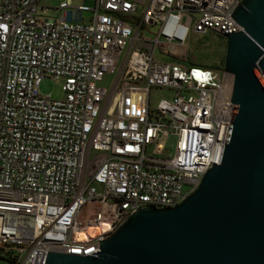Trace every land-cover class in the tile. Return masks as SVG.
<instances>
[{"label":"built area","instance_id":"obj_1","mask_svg":"<svg viewBox=\"0 0 264 264\" xmlns=\"http://www.w3.org/2000/svg\"><path fill=\"white\" fill-rule=\"evenodd\" d=\"M240 1L61 0L45 17L38 0H0V264L91 255L131 213L177 205L219 163L232 77L181 48L189 33L240 30L229 16ZM42 78L63 97L39 95Z\"/></svg>","mask_w":264,"mask_h":264},{"label":"water","instance_id":"obj_2","mask_svg":"<svg viewBox=\"0 0 264 264\" xmlns=\"http://www.w3.org/2000/svg\"><path fill=\"white\" fill-rule=\"evenodd\" d=\"M223 34L232 77L218 164L173 207L131 213L91 255L47 252L44 264H264V0H241Z\"/></svg>","mask_w":264,"mask_h":264},{"label":"rangeland","instance_id":"obj_3","mask_svg":"<svg viewBox=\"0 0 264 264\" xmlns=\"http://www.w3.org/2000/svg\"><path fill=\"white\" fill-rule=\"evenodd\" d=\"M61 0H38L37 5L45 7L46 10L42 13L43 16H53ZM69 1L71 5L84 3L91 5L92 0H63ZM145 36H149L144 33ZM225 49V39L217 33L208 31L204 34L197 35L189 33L184 41V48L181 50L188 56L193 64H201L204 67L213 69L216 73L222 72L223 57ZM123 53L119 57L121 60ZM156 57L163 61H169L170 57L159 56L156 53ZM187 65V64H185ZM115 71L112 73H106L102 79L98 82L99 86L108 89L112 79L114 78ZM173 91L168 89H153L149 95V109L155 107L156 101L160 96L171 95ZM38 93L42 96H49L51 99L59 100L63 97V93L60 89L59 80H52L50 78H42L38 85ZM175 136L170 134L165 141V150L161 154L162 157L168 158L173 153Z\"/></svg>","mask_w":264,"mask_h":264},{"label":"bare ground","instance_id":"obj_4","mask_svg":"<svg viewBox=\"0 0 264 264\" xmlns=\"http://www.w3.org/2000/svg\"><path fill=\"white\" fill-rule=\"evenodd\" d=\"M89 234H90V233H89ZM89 234H88V235H89Z\"/></svg>","mask_w":264,"mask_h":264}]
</instances>
